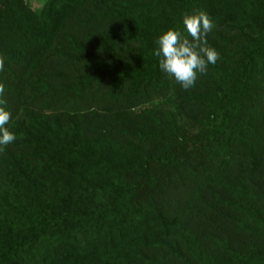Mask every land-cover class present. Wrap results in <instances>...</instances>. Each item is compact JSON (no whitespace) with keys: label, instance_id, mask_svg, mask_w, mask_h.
I'll use <instances>...</instances> for the list:
<instances>
[{"label":"trees","instance_id":"1","mask_svg":"<svg viewBox=\"0 0 264 264\" xmlns=\"http://www.w3.org/2000/svg\"><path fill=\"white\" fill-rule=\"evenodd\" d=\"M201 10L184 90L155 40ZM0 56V264H264V0H0Z\"/></svg>","mask_w":264,"mask_h":264},{"label":"clouds","instance_id":"2","mask_svg":"<svg viewBox=\"0 0 264 264\" xmlns=\"http://www.w3.org/2000/svg\"><path fill=\"white\" fill-rule=\"evenodd\" d=\"M187 35L179 30L169 29L160 35L153 55L159 58V68L174 79L184 90L195 87L200 75L207 73L208 65L220 58L215 48L208 45L207 36L215 27L211 17L204 11L183 15ZM190 37V38H189ZM4 70V57L0 56V71ZM5 86L0 83V151L16 140V135L6 125L12 119L3 99Z\"/></svg>","mask_w":264,"mask_h":264},{"label":"rangeland","instance_id":"3","mask_svg":"<svg viewBox=\"0 0 264 264\" xmlns=\"http://www.w3.org/2000/svg\"><path fill=\"white\" fill-rule=\"evenodd\" d=\"M28 6L34 11L39 12L44 4L45 0H25Z\"/></svg>","mask_w":264,"mask_h":264}]
</instances>
